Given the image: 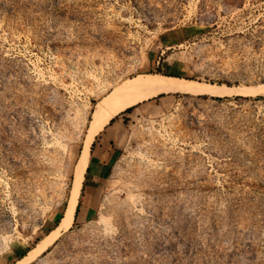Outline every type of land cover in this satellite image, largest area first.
Here are the masks:
<instances>
[{
    "label": "rangeland",
    "instance_id": "obj_1",
    "mask_svg": "<svg viewBox=\"0 0 264 264\" xmlns=\"http://www.w3.org/2000/svg\"><path fill=\"white\" fill-rule=\"evenodd\" d=\"M155 73L264 83V0H0V264L60 225L96 103ZM110 134L30 264H264V96L170 94Z\"/></svg>",
    "mask_w": 264,
    "mask_h": 264
},
{
    "label": "bare ground",
    "instance_id": "obj_2",
    "mask_svg": "<svg viewBox=\"0 0 264 264\" xmlns=\"http://www.w3.org/2000/svg\"><path fill=\"white\" fill-rule=\"evenodd\" d=\"M160 93H183L202 94L217 97L230 95L264 96V83L251 86H225L212 85L196 82L179 77L165 76L162 74L137 75L122 81L112 87V89L99 100L92 113V118L87 127L84 146L75 169V179L72 186V201L65 213L57 230L47 235L17 264H30L57 239L60 231H66L73 218L74 209L80 194L82 180L88 164L89 152L94 138L104 129V127L118 114L125 112L129 107L141 101L154 98ZM70 201V200H69Z\"/></svg>",
    "mask_w": 264,
    "mask_h": 264
},
{
    "label": "crops",
    "instance_id": "obj_3",
    "mask_svg": "<svg viewBox=\"0 0 264 264\" xmlns=\"http://www.w3.org/2000/svg\"><path fill=\"white\" fill-rule=\"evenodd\" d=\"M175 95V94H178V93H160L159 95H156L154 96V98H150L148 100H145V101H141L140 103L136 104L133 106V108L131 109V111L129 113L132 112V110L137 107L139 104H142L144 102H148L150 100H153V99H156V98H161L163 96H166V95ZM221 98V97H219ZM99 102V101H98ZM97 102V103H98ZM96 103V104H97ZM96 106V105H95ZM94 106V108H95ZM94 108H93V111H94ZM92 111V113H93ZM121 114H128V113H124V111L120 114L117 115V117ZM116 116L113 118L114 120L117 118ZM91 118H92V115H91ZM114 120L110 121L105 127L104 129L97 135V136H100L99 138H101L102 142H103V146L105 143H108V144H112L114 143L112 140L113 138L111 137V134H110V129L112 128V124L114 122ZM90 123V122H89ZM96 136V137H97ZM92 147V146H91ZM100 148V149H102ZM90 153H93L91 152V148H90ZM101 153V154H100ZM100 153H96V157L97 158H93L91 157V154L89 155V159H88V164H87V167H86V170H85V173H84V177H83V180H82V185H81V189H80V194H79V202L81 201V198H82V194L84 195L83 196V200L85 202V204L83 205L84 207H87L89 206V203L91 202V199L93 198L94 196V192H95V184L98 182L99 178L102 176L103 172H104V169H105V166L107 165V163H101L100 161V157L98 155H102V152ZM79 204V203H78ZM57 228H55L56 230ZM53 230V231H55ZM52 231V232H53ZM51 233V232H50ZM42 240V239H41ZM34 248V247H33ZM32 248V249H33ZM31 249V250H32ZM30 250V251H31ZM21 259V258H20ZM19 260V259H18ZM16 260V261H18ZM15 261V262H16ZM13 262V263H15ZM11 263V264H13Z\"/></svg>",
    "mask_w": 264,
    "mask_h": 264
},
{
    "label": "trees",
    "instance_id": "obj_4",
    "mask_svg": "<svg viewBox=\"0 0 264 264\" xmlns=\"http://www.w3.org/2000/svg\"><path fill=\"white\" fill-rule=\"evenodd\" d=\"M133 107H129L128 109H126L125 110V112L124 113H129L130 111H131V109H132ZM114 119H112V121H113ZM93 148H94V144L92 145V147H91V152H93ZM83 194H82V198H81V201L79 202V205H84L85 204V202H84V200H83ZM32 247H30L29 249H26L22 254H20V255H18L17 257H16V260H18V259H20V258H22L23 256H25V254L31 249Z\"/></svg>",
    "mask_w": 264,
    "mask_h": 264
}]
</instances>
